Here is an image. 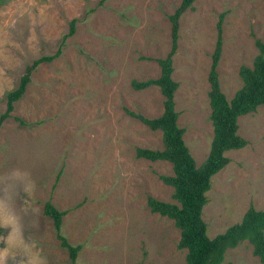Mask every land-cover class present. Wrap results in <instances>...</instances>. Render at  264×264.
<instances>
[{
    "label": "rangeland",
    "instance_id": "rangeland-1",
    "mask_svg": "<svg viewBox=\"0 0 264 264\" xmlns=\"http://www.w3.org/2000/svg\"><path fill=\"white\" fill-rule=\"evenodd\" d=\"M0 0V115L27 65L60 55L32 72L24 95L0 127V264H186L174 222L150 212L147 198L176 204L161 176L167 161L137 158L163 150L160 131L134 115L157 118V86L171 46L168 17L181 0ZM222 18L219 86L227 100L242 86L264 44V0H195L178 20L171 78L177 124L197 167L212 139L207 80ZM19 120V121H18ZM244 148L211 178L202 210L208 238L238 224L252 206L264 210V105L238 118ZM49 202L65 212L61 235L79 246L75 262L60 246ZM220 264H262L243 241Z\"/></svg>",
    "mask_w": 264,
    "mask_h": 264
},
{
    "label": "trees",
    "instance_id": "trees-1",
    "mask_svg": "<svg viewBox=\"0 0 264 264\" xmlns=\"http://www.w3.org/2000/svg\"><path fill=\"white\" fill-rule=\"evenodd\" d=\"M105 1L99 0L98 5H102ZM194 1L181 0L174 13L168 17L171 25V46L165 58L157 60L160 67L159 78L132 82V87L136 90L157 86L164 98L163 112L157 118L147 119L131 113L150 130L160 131L163 145L161 151L137 149L136 157L149 161H167L171 164L173 172L171 176H161L160 180L173 189L172 198L176 204L148 197L147 206L151 213L172 220L175 227L179 229L180 238L177 247L186 250V264H220L225 251L235 248L243 241H247L252 246V254L264 264V210H255L250 206L240 223L230 226L223 233L211 239L206 234V224L202 219V210L207 202L205 194L210 189L211 178L230 162L225 153L244 148L247 144L238 135V118L254 113L259 106L264 105V44L259 40L255 41L258 54L253 60L252 67L241 66L239 68L242 86L230 100H227L220 89L217 73L222 49L223 14L220 15L207 76L210 88L208 104L212 139L206 159L200 167H197L183 140L184 129L177 124L178 114L174 110V93L178 84L171 78L172 58L178 41V20L187 9L191 8ZM74 29L75 21L72 20L57 51L53 55L33 60L25 67L18 86L5 96V111L0 115V127L13 111V104L24 95L32 72L38 65L49 63L60 55L65 40L74 34ZM43 214L51 219L60 246L67 250L70 260L75 262L80 247L68 244L60 233L61 220L65 212L57 210L46 202Z\"/></svg>",
    "mask_w": 264,
    "mask_h": 264
}]
</instances>
